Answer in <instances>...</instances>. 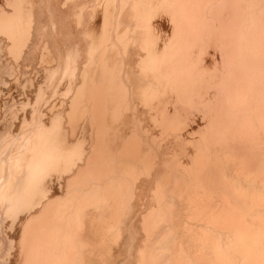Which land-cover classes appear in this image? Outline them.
<instances>
[{"label": "bare ground", "instance_id": "6f19581e", "mask_svg": "<svg viewBox=\"0 0 264 264\" xmlns=\"http://www.w3.org/2000/svg\"><path fill=\"white\" fill-rule=\"evenodd\" d=\"M0 264H264V0H0Z\"/></svg>", "mask_w": 264, "mask_h": 264}]
</instances>
